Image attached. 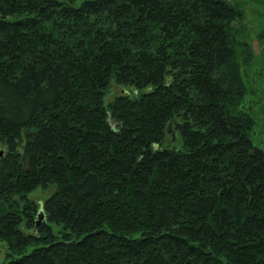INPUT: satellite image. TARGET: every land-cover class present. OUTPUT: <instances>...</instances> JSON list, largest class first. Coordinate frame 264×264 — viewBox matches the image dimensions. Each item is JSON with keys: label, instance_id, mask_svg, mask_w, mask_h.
I'll return each mask as SVG.
<instances>
[{"label": "trees", "instance_id": "1", "mask_svg": "<svg viewBox=\"0 0 264 264\" xmlns=\"http://www.w3.org/2000/svg\"><path fill=\"white\" fill-rule=\"evenodd\" d=\"M242 2L0 0V264H264Z\"/></svg>", "mask_w": 264, "mask_h": 264}, {"label": "rangeland", "instance_id": "2", "mask_svg": "<svg viewBox=\"0 0 264 264\" xmlns=\"http://www.w3.org/2000/svg\"><path fill=\"white\" fill-rule=\"evenodd\" d=\"M243 17L240 21H237V37L247 47V53L249 63L247 65L242 64L243 78L248 81L256 79V70H261L264 67V46L260 43L258 34L264 33V0H243L241 7ZM120 86L112 83L110 86V92L120 91ZM264 89V84L262 83L259 90ZM251 98L252 95H248ZM260 103V101H259ZM255 114V126L253 132L254 142L264 149V116L256 108L253 111ZM3 147L0 145V154H3ZM50 187L48 188H34L28 192V197L33 199L36 206H40L42 199L49 194ZM37 215V213H36ZM5 254V242L0 240V262L4 260Z\"/></svg>", "mask_w": 264, "mask_h": 264}, {"label": "water", "instance_id": "3", "mask_svg": "<svg viewBox=\"0 0 264 264\" xmlns=\"http://www.w3.org/2000/svg\"><path fill=\"white\" fill-rule=\"evenodd\" d=\"M40 215H41V212H40V210H39V212H38V215H37V216L39 217Z\"/></svg>", "mask_w": 264, "mask_h": 264}]
</instances>
